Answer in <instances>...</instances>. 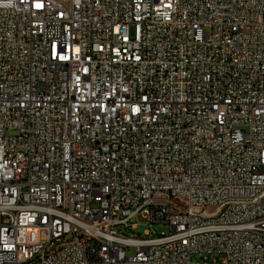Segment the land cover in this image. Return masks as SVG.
Returning a JSON list of instances; mask_svg holds the SVG:
<instances>
[{"label": "built area", "instance_id": "obj_1", "mask_svg": "<svg viewBox=\"0 0 264 264\" xmlns=\"http://www.w3.org/2000/svg\"><path fill=\"white\" fill-rule=\"evenodd\" d=\"M0 264H264V0H0Z\"/></svg>", "mask_w": 264, "mask_h": 264}, {"label": "rangeland", "instance_id": "obj_2", "mask_svg": "<svg viewBox=\"0 0 264 264\" xmlns=\"http://www.w3.org/2000/svg\"><path fill=\"white\" fill-rule=\"evenodd\" d=\"M8 135H9V133H8ZM131 223L136 224V229L132 231L133 234L128 233L129 236L144 237V232L145 231H149L150 233L154 232L157 235H160V234L166 235V234H168V231H169L167 225H152V226H149L147 221L145 219H143L139 215L134 217L132 219Z\"/></svg>", "mask_w": 264, "mask_h": 264}]
</instances>
